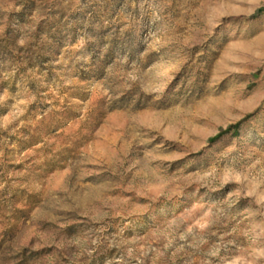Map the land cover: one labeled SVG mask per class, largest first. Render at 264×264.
<instances>
[{
    "label": "rangeland",
    "instance_id": "rangeland-1",
    "mask_svg": "<svg viewBox=\"0 0 264 264\" xmlns=\"http://www.w3.org/2000/svg\"><path fill=\"white\" fill-rule=\"evenodd\" d=\"M262 8L0 0V264H264Z\"/></svg>",
    "mask_w": 264,
    "mask_h": 264
},
{
    "label": "trees",
    "instance_id": "trees-1",
    "mask_svg": "<svg viewBox=\"0 0 264 264\" xmlns=\"http://www.w3.org/2000/svg\"><path fill=\"white\" fill-rule=\"evenodd\" d=\"M263 11H264V8L260 9L258 11V13H262ZM240 126H241V123H238V124H235L233 126H230V128L228 130H225L224 132H222V134L220 136H222V135H224L226 133H229V132H231V133H238ZM214 141H216V139Z\"/></svg>",
    "mask_w": 264,
    "mask_h": 264
}]
</instances>
